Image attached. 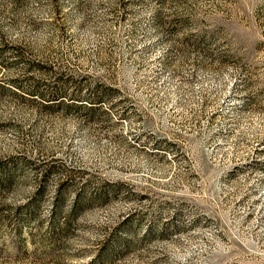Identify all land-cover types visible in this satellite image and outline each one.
<instances>
[{
    "label": "rangeland",
    "instance_id": "obj_1",
    "mask_svg": "<svg viewBox=\"0 0 264 264\" xmlns=\"http://www.w3.org/2000/svg\"><path fill=\"white\" fill-rule=\"evenodd\" d=\"M0 264H264V0H0Z\"/></svg>",
    "mask_w": 264,
    "mask_h": 264
},
{
    "label": "trees",
    "instance_id": "obj_2",
    "mask_svg": "<svg viewBox=\"0 0 264 264\" xmlns=\"http://www.w3.org/2000/svg\"><path fill=\"white\" fill-rule=\"evenodd\" d=\"M74 210H75V206L73 207L72 212H73ZM67 229H68V224L65 223V224L63 225V228H61L60 232L64 233V232L67 231Z\"/></svg>",
    "mask_w": 264,
    "mask_h": 264
}]
</instances>
